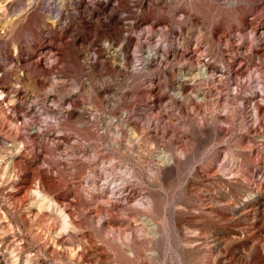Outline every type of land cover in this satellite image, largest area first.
Here are the masks:
<instances>
[{"label": "rangeland", "instance_id": "374dc122", "mask_svg": "<svg viewBox=\"0 0 264 264\" xmlns=\"http://www.w3.org/2000/svg\"><path fill=\"white\" fill-rule=\"evenodd\" d=\"M0 264H264V0H0Z\"/></svg>", "mask_w": 264, "mask_h": 264}, {"label": "bare ground", "instance_id": "6f19581e", "mask_svg": "<svg viewBox=\"0 0 264 264\" xmlns=\"http://www.w3.org/2000/svg\"><path fill=\"white\" fill-rule=\"evenodd\" d=\"M15 160H11L10 162H8L7 166H5L4 168H7L10 169L12 171V163H14ZM32 195H33V199L35 200V204L38 205L39 209H49V207H53V201L50 200L40 189L38 188H35L32 192ZM58 207H57V211H58ZM65 213L61 212V213H57L58 215V221L60 223V226H59V230L62 231V232H65L67 231L72 223L71 221L68 219L69 218V215L66 214L64 215ZM15 257H17V255H15ZM18 258V257H17ZM17 260V259H16ZM15 260V261H16Z\"/></svg>", "mask_w": 264, "mask_h": 264}]
</instances>
